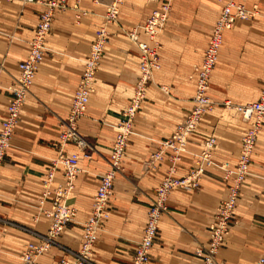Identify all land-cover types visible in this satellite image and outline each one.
I'll use <instances>...</instances> for the list:
<instances>
[{"label": "crops", "instance_id": "0c3cea01", "mask_svg": "<svg viewBox=\"0 0 264 264\" xmlns=\"http://www.w3.org/2000/svg\"><path fill=\"white\" fill-rule=\"evenodd\" d=\"M47 1L0 0V129L12 95L8 88L20 75L19 63L30 53ZM110 1L66 0L67 7L56 11L44 58L0 174V264H19L25 247L40 243L48 232L50 218L40 208L45 174L60 153L63 123ZM209 3L173 2L161 35V68L154 72L135 118L123 169L110 199L111 216L94 246V264H132L156 188L171 170V150L155 164L148 160L192 107L194 90L187 87V81L193 64L202 62L219 19V5ZM243 4L250 9L257 6L258 13L236 21L235 25L250 20L236 28L233 42H227L226 69L220 64L211 78V96L216 105L191 136L188 151L176 164L174 175L183 177L196 167L202 143L212 135L216 137L213 164L198 188H177L170 193L150 264H202L197 250L208 241L216 208L227 196L230 182L222 166H236L241 139L249 126L237 106L257 100L264 84V0H245ZM159 6L154 0H126L121 5L116 31L97 73L96 90L78 123L88 146L80 148L70 143L65 147L68 154L80 153L82 171L68 198L77 215L58 243L39 257L38 264L73 260L82 246L84 222L91 216L101 176L110 168L116 125L124 118L140 74V50L125 31L143 24ZM140 35L142 40H148L141 29ZM190 83L196 86V79ZM64 182V167L60 166L55 186ZM53 201V195L48 197L44 208L50 209ZM231 225L217 264H259L264 254V125Z\"/></svg>", "mask_w": 264, "mask_h": 264}, {"label": "built area", "instance_id": "2783aa9c", "mask_svg": "<svg viewBox=\"0 0 264 264\" xmlns=\"http://www.w3.org/2000/svg\"><path fill=\"white\" fill-rule=\"evenodd\" d=\"M33 1L35 0H23L25 3ZM154 1L159 2L160 6L152 12L143 24L128 32V36L140 50V74L136 80L131 102L124 110V118L116 125L110 168L101 176L94 197L91 216L84 222L82 246L75 253L73 260L64 258L56 264H94L92 259L94 246L99 239L100 232L111 216L110 199L113 195L115 181L122 172L135 118L146 99L147 87L154 72L161 68L158 36L170 17L175 0ZM123 3L124 0L111 1L104 22L96 31L90 53L84 61L82 76L74 92L71 109L63 123L59 138L60 153L57 158L52 160V165L45 175L44 193L40 199V208L50 218L48 232L42 236L40 243H30L25 247L20 255L19 264H38V258L58 243V238L77 215V209L69 205L68 198L75 188L79 173L82 171L79 163L80 153L68 154L65 147L70 143H75L80 148L88 146L87 140L79 132L78 123L87 113L91 96L96 90L97 73L110 41V26L119 22ZM66 7V0H48L46 2V8L40 14L31 41L30 53L19 63L20 75L8 88L12 95L8 103L7 114L1 122L0 174L5 157L12 146L21 111L31 93L39 64L44 58L46 41L52 30L56 11ZM75 7L78 8V4ZM257 13V6L250 9L243 3L235 1L228 2L222 9L213 28L209 44L205 49L204 58L195 71L194 106L185 120L177 126L169 137L161 142L159 150L154 152L149 159V163L155 164V162L166 158V152L171 150L168 159L172 162V167L169 174L156 188L155 199L149 208L147 223L142 237L136 245L132 264H150L151 249L158 236L160 221L168 209L167 200L170 193L177 188H198L205 171L213 164L212 152L216 144L215 136H211L203 142L202 151L196 162L197 165L191 172L183 177L174 175L176 164L181 161L183 153L188 151L191 136L196 132L205 114L214 108V101L209 95L210 80L218 61L225 31L231 29L237 20L250 19ZM139 28L147 35L148 40L141 39ZM226 103L230 105V102ZM237 109L249 126L241 139V149L236 166L231 167L228 163L222 166L225 179L230 182L228 193L217 206L213 221L210 224L208 241L197 250L198 256L202 258V264H217L218 252L225 244L231 231V223L241 188L249 175L253 154L264 125V84L257 100L237 106ZM60 166L64 167L65 182L55 186L56 174ZM52 195L54 196L53 205L50 209H45L44 204L47 198ZM259 264H264V254L260 257Z\"/></svg>", "mask_w": 264, "mask_h": 264}, {"label": "rangeland", "instance_id": "374dc122", "mask_svg": "<svg viewBox=\"0 0 264 264\" xmlns=\"http://www.w3.org/2000/svg\"><path fill=\"white\" fill-rule=\"evenodd\" d=\"M112 1V0H111ZM111 1H110V3H111ZM126 0H124V2H125ZM229 1H232V0H209V5L210 6H213V7H216L217 5H219V15H218V17H220V15H221V12H222V9H223V7L229 2ZM237 1H239V2H243V3H245V0H237ZM109 3V4H110ZM107 8H108V6H107ZM107 11V10H106ZM250 20H247V21H243V20H241V21H238L237 22V24L234 26V28L232 27V29H230V30H226L225 31V33H224V38H223V43H222V46H221V49H220V52H219V57H218V61H217V64H216V66L214 67V69H213V71H212V75L214 74V72H215V70L216 69H218L219 68V66H220V64L226 69V65H227V59H226V56H227V51H228V44L229 43H227V42H233L234 40H235V38H237V36L235 35V34H237L236 33V28H239V26L242 28V25L244 24V23H246V22H249ZM140 26V25H139ZM139 26H137L136 28H138ZM115 27L117 28V26H116V24H114V25H111L110 26V30H111V35H110V37L112 36V35H114V33H115ZM163 30H164V28L161 30V32H160V34H159V36H158V41H159V52H160V54L162 55V57L164 56V44H163V41H162V39H161V35L163 34ZM128 32H130V31H125V33L128 35ZM228 34H231L230 35V37H228ZM200 63H201V61H199V62H197V63H194L193 64V67H192V74L190 75V79H188V83L189 84H187V87H189V88H191V89H193L194 90V92H193V95H195V86L194 87H191V83L190 82H192L194 79H196V75H195V71H196V68H197V66H199L200 65ZM222 71V70H221ZM225 72V70L223 69V73ZM212 75H211V78H212ZM154 77V76H153ZM153 81V78H152V80L149 82V84L151 83ZM149 84H148V86H149ZM162 87H164V86H162ZM225 88H226V86H225ZM211 89H212V87H211V80H210V90H209V95H210V97H211V99L214 101V99L212 98V96H211ZM146 95H147V93H146ZM215 105H216V102L214 101V107H215ZM193 106H194V96H193V98H192V107L188 110V112L186 113V115L184 116V118L182 119V122L185 120V118L187 117V115L190 113V111L192 110V108H193ZM213 110H214V108L210 111V112H208V113H206L205 114V116H204V118H203V120H202V122H201V124L203 123V121L205 120V118H206V116L208 115V114H210V113H212L213 112ZM200 124V125H201ZM200 125L198 126V128L200 127ZM197 128V129H198ZM193 136V135H192ZM213 136V135H212ZM169 137V136H168ZM203 144V143H202ZM152 156V155H151ZM150 159V158H149ZM253 159V158H252ZM148 162H149V160H148ZM123 169V168H122ZM46 175V174H45ZM119 176V175H118ZM246 182V181H245ZM217 209V208H216ZM79 250H80V248H79ZM78 250V251H79ZM93 254H94V252H93ZM92 258H93V255H92ZM39 259V258H38Z\"/></svg>", "mask_w": 264, "mask_h": 264}]
</instances>
